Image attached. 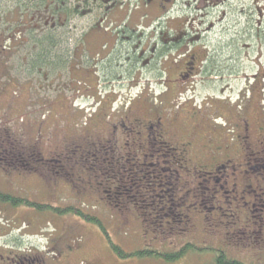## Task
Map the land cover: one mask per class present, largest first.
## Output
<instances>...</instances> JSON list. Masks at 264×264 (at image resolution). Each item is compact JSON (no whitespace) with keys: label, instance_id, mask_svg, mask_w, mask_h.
Masks as SVG:
<instances>
[{"label":"flooded vegetation","instance_id":"af4514ba","mask_svg":"<svg viewBox=\"0 0 264 264\" xmlns=\"http://www.w3.org/2000/svg\"><path fill=\"white\" fill-rule=\"evenodd\" d=\"M235 1L0 0V75L9 84L11 79H20L29 53L42 47L45 29L57 43L73 39L78 45L69 63L84 55L82 72L86 82L78 94L67 91L72 97L82 93L92 97L94 109L90 112H99L101 117L99 125L93 124L82 137L66 140L65 145L49 151V158L37 150V143L22 149L16 158L20 160L15 163L21 173L16 176L21 181L36 178L46 190L29 194L32 201L22 199L18 207L23 208L24 203L26 209L48 210V214L60 216L54 211L75 208L70 204L61 206V195L73 198L76 193L85 196L88 191L94 192L89 173H116L112 180L106 177L96 183L107 186L112 182L106 193L115 202L108 200L110 203L106 204L122 206L125 211L143 209L149 221L153 219L151 222L156 221L157 227L177 236L187 232L185 220L190 219V211L186 214L181 208L192 207L203 222L221 229L225 222L219 212L224 211L228 226L223 232L218 229L223 243L263 250V79L260 91L251 93L250 88L244 89L236 103L227 95L229 86H220L228 84L234 75L237 53L239 59L247 57L254 47L255 60H264V0H255V25L250 0L246 19L236 24L235 13L245 17L246 3L242 0L237 11ZM62 12H70L68 20L61 16ZM230 15L233 21L229 20ZM44 17L49 19L46 23ZM79 17L87 21L82 29L72 25ZM14 55L19 57L18 67H13ZM119 65L132 66L128 71H134L133 75L135 71L147 70L149 79L135 99L115 109L111 104L106 111L103 103L113 96L108 89L120 79L118 74L109 76L107 68ZM137 65L141 68H135ZM76 70L81 69L75 65L71 73ZM151 76L160 93L148 99ZM195 82L202 86L213 83L214 89L211 95L201 96L197 111L185 118L187 100L191 99L185 96L194 89ZM223 96L225 101H220ZM65 108L70 112L74 106L68 103ZM5 156L10 155L7 152ZM31 161L35 169L29 168ZM41 166L42 173H35ZM139 173L149 175L147 186L139 187L147 177L138 176ZM129 177L135 178L131 184L135 189L123 186L131 182ZM178 191L184 197H176ZM41 194L46 204L52 205L33 200V195ZM210 210L214 213L207 214ZM171 225L183 228L174 232ZM16 256L17 259L6 261L46 264L39 255Z\"/></svg>","mask_w":264,"mask_h":264},{"label":"rangeland","instance_id":"374dc122","mask_svg":"<svg viewBox=\"0 0 264 264\" xmlns=\"http://www.w3.org/2000/svg\"><path fill=\"white\" fill-rule=\"evenodd\" d=\"M241 1H235L237 11L240 9ZM250 1L251 14H253L252 25H255L256 2L255 0ZM245 3V17L236 12V24L241 23V20L247 17L248 0H245ZM132 4L135 5L136 2L133 1ZM47 19L44 17L43 23H46ZM229 20L233 21L231 15ZM86 22L84 17H79L72 25L82 29ZM58 44L60 47L52 56L57 54L60 60L65 61L64 65L58 67L59 71L52 72V68H46L45 75L42 76L35 74V70L26 63L22 66L19 80L11 79L9 84L8 79L0 75V196L4 198H0V264H12L10 261L17 259L16 255L29 256L32 254L39 255L38 258H42L46 264H217L216 256L220 250L224 251L227 260H235L242 264H264V249L261 250L257 246L254 248L232 247L223 243L218 229L219 232L220 230L223 232L226 228L224 226H228L229 219L224 218V211L219 212L220 218L225 222L221 229L211 223L203 222L192 207L181 208V211H190V219L185 220L188 224L185 229L187 232H182L181 236H177L173 233H166L161 229L162 227H157V222L152 223L153 219L149 221V216L140 217L134 208L119 211L122 209L121 205L117 207L115 204H106L108 200L115 202L114 198H108L106 193L112 182H109L107 186H97L96 183H101V179L106 177L112 180L116 173H102L101 175L89 173L90 180L95 187L94 192L88 191L84 193L85 196L76 193L73 198L68 195L59 197L61 206L70 204L75 207L72 209L78 207L84 213L99 219L106 235L98 227L74 216L70 211L69 214L56 216L54 213L48 214L50 212L48 210L26 209L24 203H22L23 208L11 206L10 199L16 201L23 199L31 202L32 197L29 194L46 190V187L44 188L36 178L21 181L16 176L21 173L19 165L15 163L20 160L16 158L20 157L22 149L30 148L37 143L35 145L39 148L37 150L43 152L44 158H49L47 156L49 151H55L57 146L65 145L66 140L72 142L74 138L82 137L93 128V124L99 125L101 122L99 112L96 115L90 112V109H94L91 107L94 106L92 97L84 93L72 97V94L67 91L70 89L73 92L75 90L76 93L77 91L82 92L84 89L82 83L86 82L82 72L84 55L78 57L81 60L77 59L76 62L69 63L78 44L73 39L63 40ZM252 48L248 51L247 57L242 56L239 59L240 56L237 53L238 58L233 65L234 75L230 77L228 84L224 83L220 86V89L224 85L229 86L227 95L230 96L232 103L238 102V97L244 89L250 88L251 93L260 91V79H263L264 90V77L258 76L264 74V60L256 61V49ZM18 58V56H13V67L19 66ZM75 65L81 70L71 73V68ZM131 67L119 65L117 68L115 66L112 69L107 68L109 76L113 77L118 74L120 79L114 81L113 87L108 89L113 92V96L103 103V106H107L106 111L111 104L115 109L135 99L140 94L145 81L149 79L147 70L135 71L133 75L134 71H128ZM135 68L140 69L141 65ZM57 72H60L58 77ZM75 79L81 83L76 84ZM150 79L152 83H150L151 92L148 94L150 96L148 99L155 98L160 93L155 88L154 80L156 79L152 76ZM211 89H214L213 83H205V86H202L195 82L194 89L187 92L185 96V99L191 98L187 100L185 118L197 111L199 99L201 96L211 95ZM220 99V101H225L223 99H226V96ZM68 103L74 106L73 111L68 112L65 108ZM90 114L89 120L88 115ZM217 116L218 114H215V117ZM86 118L90 124L86 122ZM7 152L10 156H5ZM35 167L32 162L29 168L35 169ZM36 169L38 170L35 173H42L43 167ZM44 169L46 170L45 166ZM138 176L146 178L143 183L139 184V187L147 186L150 182L149 175L139 173ZM133 179L131 182L128 180L130 183L123 186L127 185V188L135 189V186H131ZM59 182L60 179L57 180L56 185ZM165 187L169 189L168 184ZM175 195L178 198L184 197L183 192L179 191ZM167 196L170 194L168 193ZM43 197V194L33 195V200L41 204L52 205V203L46 204V199ZM57 201L59 202L58 199ZM206 213L214 212L210 210ZM172 215L170 217H173ZM171 228L177 232L183 226L171 225ZM171 242L176 245H172ZM113 246L117 247L121 253H116ZM182 247H187L184 253L180 252ZM167 256H178V258L171 261L165 259ZM7 259L10 260L9 263Z\"/></svg>","mask_w":264,"mask_h":264},{"label":"trees","instance_id":"16d2710c","mask_svg":"<svg viewBox=\"0 0 264 264\" xmlns=\"http://www.w3.org/2000/svg\"><path fill=\"white\" fill-rule=\"evenodd\" d=\"M54 1L64 2L65 0H54ZM69 13L70 12H67V13L62 12L61 16L65 15L66 19L68 20V14ZM58 47H60V44H58L57 42H55V40H53L52 33H50L49 31H45L42 47H40L38 49V52L36 51V48H33L32 52L29 53V56L27 58V60H28L27 63L30 65L31 68H33L35 70V74H43L42 76H44L45 75L44 71L46 68H52V72H54V70H56V68L65 64V62L64 63L61 62L59 55L55 54V56H52ZM33 69H31V71H33ZM37 71H39V72H37ZM31 74H33V73H31ZM43 120H44V118H43ZM0 198H2V196H0ZM2 199H4V198H2ZM10 201H11V203H10L11 206H13V207L20 206V201H16L13 199H10ZM40 211H44V210L40 209ZM69 211L74 216L81 218L85 222L92 223L93 225L98 227V229L101 230L103 234L106 235V231H105L104 226L102 225L101 221L99 219L93 218L90 214L84 213V211L80 210L78 207H76V209L55 210L54 212L56 214L62 215V214H69L68 213ZM119 211H123V210L120 209ZM137 211H138V215H140V217H144L145 211L143 209L137 208ZM186 248L187 247L182 248L180 252L184 253ZM113 250L116 253H121L119 251V249L115 246H113ZM224 254H225L224 252H218V255L216 256L217 264H242V263L237 262L235 260H227L226 257L224 256ZM177 258H178V256H171V257L167 256V257H165L166 260H171V261H173Z\"/></svg>","mask_w":264,"mask_h":264}]
</instances>
